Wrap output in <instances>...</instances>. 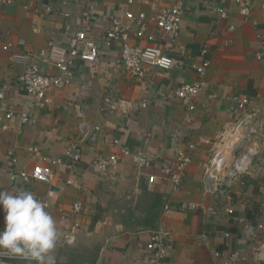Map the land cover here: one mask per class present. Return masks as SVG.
Instances as JSON below:
<instances>
[{
    "label": "crops",
    "instance_id": "0c3cea01",
    "mask_svg": "<svg viewBox=\"0 0 264 264\" xmlns=\"http://www.w3.org/2000/svg\"><path fill=\"white\" fill-rule=\"evenodd\" d=\"M178 2L184 14L176 41L163 38L154 27L138 40L134 27L129 43L159 47L180 68L148 67L144 78H132L119 65L120 43L103 44L110 18L124 20L125 11L149 16ZM250 6L246 18L240 13L242 4L231 0L0 4V90L6 86L2 101L7 108L29 114L28 124L14 119L6 128L0 126V191L27 190L45 204L59 233L56 264H151L145 245L158 229L170 232L169 252L162 264H222L213 257L214 251L238 252L246 259L241 264L263 262L259 251L264 246V135L260 130L264 124V0H252ZM80 30L98 45L97 60L78 62L70 83L50 92L47 107L38 108L19 84L24 64L12 66L11 53H30L31 63L51 45L68 44ZM20 41V46L3 49ZM203 60L209 62L204 75L207 89L193 100L195 109L189 112L174 90L197 78L195 67ZM226 96L249 99L246 113L253 117L255 131L244 138L255 153L247 173L217 190L205 181V170L214 142L235 117ZM118 100L132 107L122 110ZM113 139L133 153H145L149 165L138 169L130 157H124L116 169L98 173L91 165L94 156L120 152ZM72 143L81 156L76 164L63 154ZM177 150L189 153L191 162L181 186L173 190L162 179V171L174 163ZM43 158L64 162L54 169L50 185L11 178V172H31ZM158 195L161 199H156ZM80 201L82 209L75 214L72 206ZM3 216L0 210V229ZM246 227L259 228L256 237L248 236Z\"/></svg>",
    "mask_w": 264,
    "mask_h": 264
},
{
    "label": "built area",
    "instance_id": "2783aa9c",
    "mask_svg": "<svg viewBox=\"0 0 264 264\" xmlns=\"http://www.w3.org/2000/svg\"><path fill=\"white\" fill-rule=\"evenodd\" d=\"M135 1L127 0V4H133ZM231 1L242 4L241 15L246 18L249 16L252 0ZM13 2L14 0H0V4L3 5H11ZM183 14L184 10L180 2L149 16L144 12L134 14L131 11H125L124 20L117 17L110 18L109 27L103 35V44L110 47L112 43H120L119 65L132 78H144L148 67L165 71H169L176 66L180 68L181 65H176L175 61L166 55L161 48L129 42L134 27L135 31L133 32L138 40L144 37L150 27H154L161 32L163 38L173 43L179 36ZM220 15L222 18L226 17L223 12ZM20 45H22L21 41L15 46L7 44L3 49L9 51L11 48ZM201 53L205 55L207 51L203 49ZM30 56V53L22 55L18 52H13L10 55L9 62L12 66L19 63L24 64V71L19 78V84L26 95L33 98L35 106L44 109L50 103L49 93L53 90L64 88L70 83L78 62H95L99 56V48L93 38L80 30L73 33L65 46L51 45L46 52L41 53L39 57H35L31 63L28 62V57ZM258 57L259 59L263 58L260 54H258ZM208 66L209 62L203 60L195 67L197 78L194 81L180 85L174 90V96L184 103L189 112H193L195 109L193 100L207 89L204 75ZM5 89L6 86L4 85L0 90V126L6 128L14 119H17L20 125L28 124L29 114L27 111H14L3 104ZM225 101L231 105V111L235 117L233 122H229L224 127L219 140L214 142V150L205 170V181L209 185L213 184L217 190L222 184L233 180L238 175L247 173L252 162V156L255 153L253 147L245 145L244 138L247 132L255 131V127H251L253 125V117L246 113L250 105L249 99L247 97L226 96ZM116 104L122 110L132 107L129 102L123 100H118ZM145 106L143 103L142 107L144 108ZM260 130L264 135V124ZM111 141L113 146L119 147L120 152L107 156L102 154L94 156L91 165L98 173L107 174L116 169L124 157H130L138 169H143L149 165L145 153L131 152L126 147H123L118 139ZM31 150L33 152L37 151L36 148ZM63 154L71 164H76L81 159L76 143L67 145ZM190 162L189 153L177 150L174 163L162 171V179L168 181L173 190H178L185 177V168ZM63 163L62 158H43L42 164L33 166L31 172H11L10 176L13 179L19 178L28 183L32 181L50 185L55 178L54 169ZM81 209V201L75 202L72 206V212L75 214L79 213ZM228 212L232 213V210H228ZM246 229L248 236L254 238L259 228L246 227ZM169 237L170 232L167 230L158 229L151 232L145 245L149 263L162 264L164 262L169 252ZM260 248L259 255L264 262V246H260ZM213 257L220 259L222 264H241L246 261L238 252L222 255L214 251ZM19 261L34 262L22 256H13L6 251H0V264H16L15 262Z\"/></svg>",
    "mask_w": 264,
    "mask_h": 264
},
{
    "label": "clouds",
    "instance_id": "9594fccd",
    "mask_svg": "<svg viewBox=\"0 0 264 264\" xmlns=\"http://www.w3.org/2000/svg\"><path fill=\"white\" fill-rule=\"evenodd\" d=\"M4 227L0 229V250L35 264H56L54 249L59 233L45 204L32 192L0 191Z\"/></svg>",
    "mask_w": 264,
    "mask_h": 264
},
{
    "label": "trees",
    "instance_id": "16d2710c",
    "mask_svg": "<svg viewBox=\"0 0 264 264\" xmlns=\"http://www.w3.org/2000/svg\"><path fill=\"white\" fill-rule=\"evenodd\" d=\"M155 197H156V199H158V198L161 199V196H159V195L158 196H155Z\"/></svg>",
    "mask_w": 264,
    "mask_h": 264
},
{
    "label": "water",
    "instance_id": "95a60500",
    "mask_svg": "<svg viewBox=\"0 0 264 264\" xmlns=\"http://www.w3.org/2000/svg\"><path fill=\"white\" fill-rule=\"evenodd\" d=\"M260 264H264L263 262H261Z\"/></svg>",
    "mask_w": 264,
    "mask_h": 264
}]
</instances>
